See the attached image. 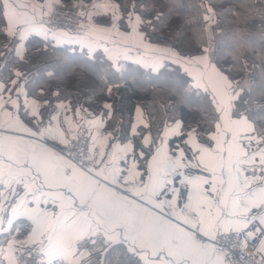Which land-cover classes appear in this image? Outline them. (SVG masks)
I'll return each mask as SVG.
<instances>
[{
	"label": "snow or ice",
	"instance_id": "6c2138e0",
	"mask_svg": "<svg viewBox=\"0 0 264 264\" xmlns=\"http://www.w3.org/2000/svg\"><path fill=\"white\" fill-rule=\"evenodd\" d=\"M59 3L0 0V264H243L254 239L264 254V0L229 7L228 29L213 0H78L74 30L54 26ZM33 36L78 49L98 85L28 72ZM128 76L202 96V117L153 131L138 106L110 129L115 105L90 96Z\"/></svg>",
	"mask_w": 264,
	"mask_h": 264
},
{
	"label": "trees",
	"instance_id": "16d2710c",
	"mask_svg": "<svg viewBox=\"0 0 264 264\" xmlns=\"http://www.w3.org/2000/svg\"><path fill=\"white\" fill-rule=\"evenodd\" d=\"M118 2H127V0H117ZM185 5V11L189 14H195L197 5L200 0H181ZM248 0H213L217 11L221 13L219 20L221 26L225 29L236 27L237 22L233 16L227 15L226 10L229 7H236L241 3H246ZM256 2V0H251ZM241 11H244L241 9ZM174 23L175 21H171ZM260 21L257 17L252 20L250 27H259ZM244 27L243 24L240 25ZM37 46L38 48H36ZM43 47L40 38L33 36L27 42L29 48L28 58L32 61L31 66L26 69L28 72L40 71L41 77H46L47 72L52 71L58 74L57 78L46 80V83L57 84L60 83L62 87H67L69 90H82L89 92L99 83L95 75L96 69L94 66H85L82 58L77 54H72L71 49H68L67 54L64 50L47 53L39 51ZM188 49H186L187 51ZM230 57L224 61L225 67L230 63ZM181 74L183 70L181 69ZM138 78L128 76L126 80H120L119 87L113 88V96L106 97V93L100 91L98 88L96 92L90 96V101L94 99L107 100L113 103L116 107L115 117L117 126L122 124L124 129L130 131V125L133 119L134 109L140 106L143 110L146 119L152 121L153 131L156 127H161L163 122L172 116L176 119H182L184 123H194L203 115V108L206 106V101L202 96H192L189 100L169 93V90L163 85L145 84L143 81L137 83ZM62 82V83H61ZM166 97V98H165ZM84 97L81 96V99ZM95 101V100H94ZM168 107L165 108L164 105ZM179 143L177 137L170 139V144Z\"/></svg>",
	"mask_w": 264,
	"mask_h": 264
},
{
	"label": "built area",
	"instance_id": "2783aa9c",
	"mask_svg": "<svg viewBox=\"0 0 264 264\" xmlns=\"http://www.w3.org/2000/svg\"><path fill=\"white\" fill-rule=\"evenodd\" d=\"M56 15L53 17V24L56 27H67L69 29H75L74 22V12L75 9H55ZM259 226L258 224L256 225ZM243 239V236L240 237ZM225 243L230 246L232 243L231 239L225 241ZM257 244V241L252 240L248 246L242 251L239 247H237L233 253L234 259L242 258L243 264H258L261 259V256L264 255L262 253L257 252L254 249V245Z\"/></svg>",
	"mask_w": 264,
	"mask_h": 264
},
{
	"label": "rangeland",
	"instance_id": "374dc122",
	"mask_svg": "<svg viewBox=\"0 0 264 264\" xmlns=\"http://www.w3.org/2000/svg\"><path fill=\"white\" fill-rule=\"evenodd\" d=\"M41 2H42V0H41ZM78 2V0H60V3L57 5V7H56V9H74L73 8V5L75 4V3H77ZM85 2H87V0H85ZM116 2H118L117 0H116ZM59 28V27H58ZM70 30H74V29H70ZM3 41V37H0V42H2ZM154 42H156V41H154ZM36 48H38L37 46H35ZM28 49V52H29V48H27ZM29 54V53H28ZM95 100V101H94ZM93 100V103H94V106L93 107H97L99 104H101V103H103V102H105V100H102V99H94ZM106 102H108L107 100H106ZM109 103V102H108ZM138 107V106H137ZM136 107V108H137ZM140 107V106H139ZM137 115V114H136ZM135 120H136V116H135ZM117 126V122H116V119L115 120H113V121H110L109 122V128L111 129V128H118V127H116Z\"/></svg>",
	"mask_w": 264,
	"mask_h": 264
},
{
	"label": "crops",
	"instance_id": "0c3cea01",
	"mask_svg": "<svg viewBox=\"0 0 264 264\" xmlns=\"http://www.w3.org/2000/svg\"><path fill=\"white\" fill-rule=\"evenodd\" d=\"M135 116H136V108L134 109L132 123H135V122H136V120H135ZM175 144H178V143L176 142ZM175 144H174V145H175ZM174 145H173V146H174Z\"/></svg>",
	"mask_w": 264,
	"mask_h": 264
}]
</instances>
